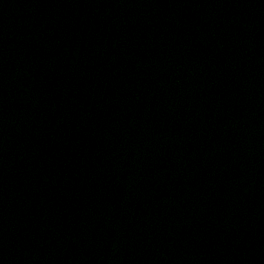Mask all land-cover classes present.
Listing matches in <instances>:
<instances>
[{"label": "water", "instance_id": "95a60500", "mask_svg": "<svg viewBox=\"0 0 264 264\" xmlns=\"http://www.w3.org/2000/svg\"><path fill=\"white\" fill-rule=\"evenodd\" d=\"M194 0H0V264H144Z\"/></svg>", "mask_w": 264, "mask_h": 264}]
</instances>
